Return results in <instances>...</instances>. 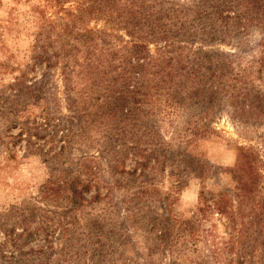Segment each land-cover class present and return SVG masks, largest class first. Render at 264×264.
<instances>
[{
  "label": "rangeland",
  "instance_id": "rangeland-1",
  "mask_svg": "<svg viewBox=\"0 0 264 264\" xmlns=\"http://www.w3.org/2000/svg\"><path fill=\"white\" fill-rule=\"evenodd\" d=\"M114 1L0 0V264H264V0Z\"/></svg>",
  "mask_w": 264,
  "mask_h": 264
},
{
  "label": "trees",
  "instance_id": "trees-1",
  "mask_svg": "<svg viewBox=\"0 0 264 264\" xmlns=\"http://www.w3.org/2000/svg\"><path fill=\"white\" fill-rule=\"evenodd\" d=\"M101 4L103 5H108L111 6L115 3L114 0H99ZM134 18H132L131 24H133L135 26V28H138V23H141L142 17H143V12H140L138 14H134L133 15ZM150 17H154V15H149ZM138 47H140L141 49H143L144 47H142V45H137ZM260 48L262 49L263 53H262V57L261 60H263L262 62V68H261V73L263 74L264 72V38L261 40L260 44H259ZM135 55L138 57H141L142 54L140 52V49L137 50L135 52ZM180 64H182V61H180ZM183 65V64H182ZM142 67V65H141ZM184 67V65H183ZM200 71L199 70H192V72H189L186 76V79L189 81L190 85H196L197 83H199V79H200ZM130 77H125L124 79V86H128L130 84ZM201 85H197L196 87H199ZM129 89V88H128ZM185 91V90H184ZM122 99H119V102H122ZM262 115L264 116V107L262 108ZM247 156L250 157V154L247 152ZM251 158L248 161L242 162L239 161V166L238 168L235 170L236 174L238 172V174L235 176V179L238 180V187L237 191L238 194L236 195L237 198H241L242 201H249L251 200V192L253 191V187L257 185V181L259 178H257V176L260 174L258 172L255 171L254 169V165L253 163H251ZM256 172V173H255ZM68 190H70V188H68ZM72 192V205L73 208H71V211L73 213H76L80 210V207L83 206V204L87 201L85 198H83V196L81 195V193H78L77 189H73ZM203 195V202H208L210 203L213 207L212 209L214 210V212L220 214V215H224V214H228V210H230V198H232L233 196L231 195L229 190H226L225 192H222L221 194L216 195L217 197H214L213 199H210L205 192H202ZM213 196V195H212Z\"/></svg>",
  "mask_w": 264,
  "mask_h": 264
}]
</instances>
